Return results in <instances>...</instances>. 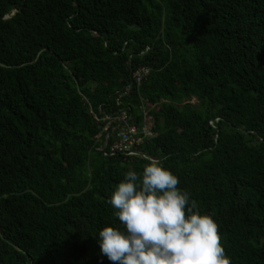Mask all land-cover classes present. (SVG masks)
<instances>
[{
    "label": "trees",
    "instance_id": "trees-1",
    "mask_svg": "<svg viewBox=\"0 0 264 264\" xmlns=\"http://www.w3.org/2000/svg\"><path fill=\"white\" fill-rule=\"evenodd\" d=\"M145 99L137 149L231 264H264V0H0V264H112L109 201L149 160L103 156L98 134L125 107L139 126Z\"/></svg>",
    "mask_w": 264,
    "mask_h": 264
},
{
    "label": "clouds",
    "instance_id": "clouds-1",
    "mask_svg": "<svg viewBox=\"0 0 264 264\" xmlns=\"http://www.w3.org/2000/svg\"><path fill=\"white\" fill-rule=\"evenodd\" d=\"M179 183L158 160L128 170L109 201L122 227L99 231L101 254L112 264H231L218 224Z\"/></svg>",
    "mask_w": 264,
    "mask_h": 264
},
{
    "label": "built area",
    "instance_id": "built-area-1",
    "mask_svg": "<svg viewBox=\"0 0 264 264\" xmlns=\"http://www.w3.org/2000/svg\"><path fill=\"white\" fill-rule=\"evenodd\" d=\"M148 73V69L140 68L133 73V78L138 84L140 79ZM131 89V85L125 84L122 87V91L117 93V105H120V98L128 95ZM141 101V100H140ZM145 104L150 105L149 109L145 108ZM155 105L143 100L142 104L139 106L141 122L139 126L131 122V116L126 110L127 107L119 110L117 113L113 114V117L105 116L107 119L106 125L102 127L100 135L102 132L105 133V138L103 145L97 150H101L104 156H116L123 155L126 157H143L144 159L147 156L143 155L137 148L139 147L142 140L151 139L153 137L152 127H153V117L149 114V111L153 109ZM147 119V120H146ZM113 131V132H111ZM109 136L111 140L108 145ZM105 146V148H104ZM108 146V148H107Z\"/></svg>",
    "mask_w": 264,
    "mask_h": 264
},
{
    "label": "rangeland",
    "instance_id": "rangeland-1",
    "mask_svg": "<svg viewBox=\"0 0 264 264\" xmlns=\"http://www.w3.org/2000/svg\"><path fill=\"white\" fill-rule=\"evenodd\" d=\"M194 101H195V100H193L192 102H194ZM147 102H148V101H147ZM149 107H150V105H148V104L146 105V104H145V108H146V109H149ZM156 108H157L156 106L153 107V109H156ZM153 109H152V110H153ZM146 120H147V119H146Z\"/></svg>",
    "mask_w": 264,
    "mask_h": 264
},
{
    "label": "water",
    "instance_id": "water-1",
    "mask_svg": "<svg viewBox=\"0 0 264 264\" xmlns=\"http://www.w3.org/2000/svg\"><path fill=\"white\" fill-rule=\"evenodd\" d=\"M11 15H13V13H12ZM104 148H105V147H104Z\"/></svg>",
    "mask_w": 264,
    "mask_h": 264
}]
</instances>
